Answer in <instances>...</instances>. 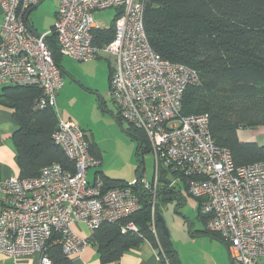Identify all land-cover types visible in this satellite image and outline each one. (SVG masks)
Returning <instances> with one entry per match:
<instances>
[{
    "label": "built area",
    "instance_id": "2783aa9c",
    "mask_svg": "<svg viewBox=\"0 0 264 264\" xmlns=\"http://www.w3.org/2000/svg\"><path fill=\"white\" fill-rule=\"evenodd\" d=\"M39 1H1L0 85L40 90L32 108L54 110L57 124L51 137L73 169L52 162L34 177L0 180V253H38V264H57L47 252L54 236L62 253L71 258L88 244L73 231L74 223L93 230L122 221L139 208L131 185L150 187L143 175L124 187L106 188L99 174L87 180V170L97 167L100 159L91 154L81 126L65 118L57 106L62 71L47 42L54 33L63 57L114 58L109 95L122 119L145 133L155 159V183L162 167L172 186L179 189L177 183L182 182L188 194L200 199L205 228L227 243L231 264H264V160L234 165L229 148L214 142L208 114L182 112L186 88L200 84L198 73L161 57L150 46L144 0H59L52 27L35 33L25 15ZM108 8L120 12L113 21L112 39L99 44L96 33L104 28L94 22L93 12ZM151 229L155 234L153 212ZM127 231L138 230L128 222L121 226V232ZM152 248L155 264H170L160 245Z\"/></svg>",
    "mask_w": 264,
    "mask_h": 264
},
{
    "label": "trees",
    "instance_id": "16d2710c",
    "mask_svg": "<svg viewBox=\"0 0 264 264\" xmlns=\"http://www.w3.org/2000/svg\"><path fill=\"white\" fill-rule=\"evenodd\" d=\"M119 12L116 9L109 27L97 31L99 44L112 39L113 21ZM143 22L154 51L172 62L186 64L198 73L200 84L186 88L182 112L208 114L214 142L229 148L234 165L264 160V144L242 141L238 136L239 129L264 125V0H144ZM47 42L62 71L63 56L58 51L56 35L53 33ZM112 72L109 67V79ZM39 95L38 88L28 85H4L0 93L2 102L14 108L18 123L12 141L21 178L36 176L41 167L52 162L73 169V163L51 137L57 124L54 110L51 107L32 108ZM116 117L122 120L118 110ZM127 132L140 142L137 155L151 150L143 130L128 124ZM89 145L91 154L100 159L95 144L89 142ZM140 172L137 179L143 175V171ZM99 175L106 188L127 186V182L120 179ZM149 183L150 187L139 182L131 185L139 202L136 212L122 221L103 223L91 230L86 240L96 248L102 264H119L126 251L145 241L151 246L160 245L170 264H182L156 215L155 234L151 222L152 212H160V204L174 198L180 202V187H186L183 183L179 189L172 186L167 170L162 167H159L156 183L154 179ZM198 215L205 226L207 217ZM128 222H132L138 231L121 232V226ZM201 232L220 239L227 248V243L218 234L206 228ZM54 239L53 236L48 242V256L54 263L71 264V259L62 253Z\"/></svg>",
    "mask_w": 264,
    "mask_h": 264
},
{
    "label": "rangeland",
    "instance_id": "374dc122",
    "mask_svg": "<svg viewBox=\"0 0 264 264\" xmlns=\"http://www.w3.org/2000/svg\"><path fill=\"white\" fill-rule=\"evenodd\" d=\"M115 11V8L94 11V22L99 27H109ZM61 66L67 91L64 93L63 89V106L59 110L61 114L66 112L68 119L86 130L89 139L92 136L93 143L100 151V164L89 168L88 181L96 177L92 174L95 170L127 183L136 180L140 171H143L147 181L154 179L155 159L152 150L142 156L137 155L139 140L127 132L128 122L116 117L117 108L109 95L108 77L109 67H115L114 58L100 55L88 61H77L63 57ZM149 146L151 149L150 143ZM177 185L183 184L178 182ZM180 188V202L174 198L161 203L159 209L181 263L222 264L221 253L224 251L226 263L230 264L225 246L198 232L205 229L198 215L199 199L188 194L184 186ZM153 215H156L154 211Z\"/></svg>",
    "mask_w": 264,
    "mask_h": 264
},
{
    "label": "crops",
    "instance_id": "0c3cea01",
    "mask_svg": "<svg viewBox=\"0 0 264 264\" xmlns=\"http://www.w3.org/2000/svg\"><path fill=\"white\" fill-rule=\"evenodd\" d=\"M1 1L2 0H0V24L3 18ZM58 2L59 0H40L35 6L30 8L25 15V21L28 27L35 33L48 31L54 23ZM63 71L64 70L62 68V72ZM62 78L63 85L58 90V93L56 95V103L58 108L63 106L61 100L63 89L64 93L65 91H67V85L64 84L63 73ZM3 86L4 85H0V93ZM62 115L67 118L66 112H62ZM16 129H18V123L14 116V108L2 102V97L0 96V180L8 178L11 175H18L19 173L18 166L15 162V151L12 141V135ZM84 132L87 136L88 141L93 142V140L91 139L92 136L90 135L91 137L89 139L86 130H84ZM238 136L242 141H255L259 145H262L264 144V125L255 128L239 129ZM90 169L87 170L86 177ZM97 172L99 174H103L100 170H95V172L92 173L93 176L98 175ZM89 182H92V180ZM73 231L84 239L89 238L91 234V230L81 222L73 224ZM198 231L199 233H202L205 236L210 237L211 239H216L224 245V243L220 239L213 237L209 233L207 234L205 232H201L203 230ZM226 250L228 252V259L230 261L229 250L227 248ZM70 259L71 264H102L99 260L96 248L91 244H87L86 246H84L78 254L74 255ZM221 259L222 264H227V257L224 251L221 253ZM38 262V253L20 257H13L0 253V264H38ZM119 264H155V256L152 246L145 241L137 248L126 251L120 257Z\"/></svg>",
    "mask_w": 264,
    "mask_h": 264
},
{
    "label": "water",
    "instance_id": "95a60500",
    "mask_svg": "<svg viewBox=\"0 0 264 264\" xmlns=\"http://www.w3.org/2000/svg\"><path fill=\"white\" fill-rule=\"evenodd\" d=\"M141 173H142V172H140V174H141ZM156 219H157V221L159 222L160 227L163 229L164 233L167 234V235H169L168 230H167L166 225H165V222H164V219H163V217L161 216L160 212H158V211H157V213H156Z\"/></svg>",
    "mask_w": 264,
    "mask_h": 264
}]
</instances>
